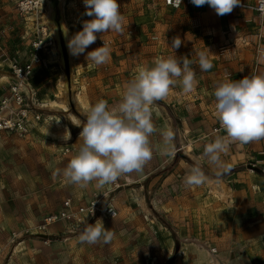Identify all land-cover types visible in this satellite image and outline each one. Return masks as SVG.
<instances>
[{
	"label": "rangeland",
	"instance_id": "1",
	"mask_svg": "<svg viewBox=\"0 0 264 264\" xmlns=\"http://www.w3.org/2000/svg\"><path fill=\"white\" fill-rule=\"evenodd\" d=\"M50 1L47 0L44 6L43 19L56 42L55 54L50 58L55 57L57 64L50 63L48 71L35 80V84L40 83L39 91L45 100L39 110L42 114L41 132L34 137L32 145L16 137L0 135V264H240L239 249L234 241H229L227 230L220 229L218 214L208 213L212 205L209 198L217 196L215 203L220 205L214 207L219 211L226 210L229 205L222 194L217 195V191L228 185L242 187L245 179L242 175L257 173L247 167L239 168L243 173L237 176L230 171L212 182L215 185L213 190L209 184L199 186L201 191L197 196H201L202 206L181 208L184 198L193 200L196 196L195 188H188L183 183L188 169L187 162L181 158L182 151L168 154L165 159L162 156L164 167L155 173L161 177L149 188L145 180L141 188L134 189V172L119 178L116 181L119 187L114 191L112 183V190L104 200L107 198L106 201L112 203L118 212L117 217H97L89 222L94 224L96 220H102L105 228L114 233L110 243H81L79 235L86 224L79 228L53 224L47 229V243L31 233V228L44 217L61 211L63 201L73 199L76 190H85L87 196L98 192L96 181L81 188L67 182L62 175L82 144L79 140L82 128L76 125L85 119L84 114L90 105L100 99L108 101L110 106L117 104L124 84L134 77L140 66H151L157 57L176 55L193 60L195 86L206 73L201 71L197 62L196 49L200 47L192 33L197 31V26H187L186 19L193 20V11L189 7L171 10L159 5L157 0H121L118 4L125 17L123 31L98 34L96 42L84 54L73 56L67 47L68 39L82 30L83 21L92 17L84 14L86 8L82 0H59L54 8L50 7ZM9 3L10 11L1 18L14 20L10 27L14 26L15 35L11 37L7 26L0 23V29L5 31L0 49L7 56L8 52L12 54L23 42L26 43L22 40L21 17L11 0ZM52 13L59 23V33L66 48L67 74L59 35L50 16ZM175 37H179L182 43L173 51L171 44ZM102 41H109L111 59L107 64L95 66L86 60V54L103 46ZM2 52L1 59L4 58ZM26 54L29 56L28 50ZM1 70L4 67L0 65ZM173 89L183 91L179 83ZM79 98H83L82 104ZM157 105L164 106L159 101ZM60 132L69 134L70 146H60L64 136ZM65 147L68 152L63 154ZM122 184L129 186L122 188ZM258 187H250V191L256 193L264 189ZM163 203L169 207L164 209ZM9 215H15L17 221L4 225L1 219ZM240 225L248 226L247 223ZM13 232L15 237L11 235ZM261 233L264 235V231ZM224 235L226 239H223ZM225 243V249L216 247V244ZM220 253L225 255L220 258Z\"/></svg>",
	"mask_w": 264,
	"mask_h": 264
},
{
	"label": "clouds",
	"instance_id": "2",
	"mask_svg": "<svg viewBox=\"0 0 264 264\" xmlns=\"http://www.w3.org/2000/svg\"><path fill=\"white\" fill-rule=\"evenodd\" d=\"M199 7L207 4L216 14H230L240 0H191ZM85 15L92 17L83 21L82 30L68 39L70 55L79 56L101 36L108 32H122L125 17L120 12L117 0H83ZM181 4V0H178ZM67 35V33H65ZM181 39L172 40L173 51L181 46ZM209 50L198 53L201 71L213 68ZM213 55V54H212ZM111 49L106 42L86 54L95 66L107 64ZM194 63L188 57H157L151 66H140L134 77L123 86L120 101L110 106L100 99L86 110L80 124L82 140L77 153L62 171L67 182L81 188L96 181L103 188L119 178L133 172L140 173L153 157L150 137L157 131L152 121V109L158 101L168 97L170 90L180 84L183 93L188 94L196 85ZM215 118L225 135H217L207 142L203 153L194 158L192 166L184 177L186 187L209 184L204 164L214 166L227 174L231 167L222 160L232 144L245 145L264 140V74L246 75L232 80L225 76L215 85ZM165 146H171L175 139L172 131L162 133ZM69 134L63 139L68 140ZM171 155L172 153L166 152ZM114 215V214H113ZM114 233L106 229L102 220L87 223L79 235L81 243H110Z\"/></svg>",
	"mask_w": 264,
	"mask_h": 264
},
{
	"label": "crops",
	"instance_id": "3",
	"mask_svg": "<svg viewBox=\"0 0 264 264\" xmlns=\"http://www.w3.org/2000/svg\"><path fill=\"white\" fill-rule=\"evenodd\" d=\"M256 0H240L241 4L253 5ZM159 5L162 6L160 2ZM164 7V6H162ZM186 8V7H182ZM192 10L193 20H187V26H197V31L192 32L196 36V42L200 48L196 49V54L209 50V58L213 63V68L204 71L201 76L202 80L191 93L185 94L183 91L170 90L168 97L163 102L164 106L155 105L152 109V121L157 131L150 137L151 145L153 148V160L151 159L140 173L134 172V189L141 188L140 185L143 181H148V188L156 183L157 179L161 177L155 174L164 167L162 156L166 157V152L174 154L176 151H182V159L186 163V168L192 166L194 158L203 153L204 146L207 142L213 140L217 135H225L224 131L220 128L218 121L215 118V98L213 95L215 85L227 76L232 80L242 79L246 75L264 74V16H259L256 12L250 9H243L234 7L230 14L219 16L215 10L207 4L203 6L189 7ZM185 10V9H184ZM10 11L9 0H0V23L1 26H7L8 33L11 37L15 35L16 31L12 25L11 18L8 20L1 18L4 13ZM41 20L44 23L43 14ZM19 23V22H18ZM21 25L24 28L22 40H25L20 46L16 48L13 53L7 54L2 52L4 56L1 59L0 75V97L4 89L12 82V78L8 71V65L11 59H16L19 62H24L27 59L26 50L29 51L28 34L31 32V24L25 22L21 18ZM16 23H14L15 25ZM45 24V23H44ZM10 27V28H9ZM9 28V29H8ZM56 33L60 36L59 23L55 24ZM60 32V33H59ZM213 54V55H212ZM50 63L57 64L55 57H48L44 59L42 67L36 69L32 82L37 89L39 100L42 104L43 97L40 94V83L35 84L36 77L48 71L47 67ZM39 79V78H38ZM37 79V80H38ZM81 96V95H79ZM80 103L83 98H79ZM82 99V100H81ZM171 103V106H169ZM82 104V103H81ZM41 123L34 126L29 137L23 139L21 142L26 144H33L34 137L41 132ZM214 128H218V132H213ZM40 131V132H39ZM43 131V130H42ZM172 131L174 134V141L171 146H165L163 142L162 133ZM64 135V132H60ZM4 133H0L3 135ZM8 137H15L7 135ZM62 140L60 146H70L69 140ZM154 137L158 139L155 141ZM73 140V139H72ZM171 154V155H172ZM222 160L230 165L232 174H242L239 168L247 167L249 164L257 167L262 172L253 175H242V187H224L222 191H217V195L222 194L225 198L227 205L226 210H217L214 206L219 208L220 203H215L217 196L209 198L208 213L218 214L219 227L222 230H227V235H230V242H235L239 249L238 263L240 264H264V189L260 192L252 193L250 187L261 186L264 188V140L259 142H252L245 145L232 144L227 154L222 155ZM204 171L209 177L210 181H217L218 178L226 174H222L221 170L214 166L204 164ZM230 171L227 173L229 174ZM235 172V173H234ZM253 175V176H252ZM238 178V177H237ZM128 179L129 178H125ZM209 183L211 189H215L213 183ZM133 183V182H132ZM108 190H104L105 188ZM129 184H122L121 187H127ZM195 198L193 200L183 199L181 208H188L192 206H202V198H198L200 187H194ZM199 188V189H198ZM231 188V189H230ZM259 188V187H258ZM97 191L94 194H89L85 190H76L73 199L74 204L80 205L88 202L94 196H107L112 190V184H108L103 188L96 187ZM121 189V188H120ZM104 190V191H103ZM220 192V193H219ZM107 200V198H106ZM112 205V203H110ZM216 204V205H215ZM113 206V205H112ZM114 207V206H113ZM164 209L169 207V204L163 203ZM202 208V207H201ZM117 211V210H116ZM118 213V212H117ZM17 221L16 216L2 217L1 222L7 225V222L12 223ZM25 221V220H24ZM241 223H247L248 226H241ZM15 234V232H13ZM12 233V234H13ZM11 234V235H12ZM223 239H226L224 235ZM227 237V238H229ZM221 243V242H220ZM225 244H216V247L225 249ZM225 255L220 253V258ZM219 257V256H218Z\"/></svg>",
	"mask_w": 264,
	"mask_h": 264
},
{
	"label": "built area",
	"instance_id": "4",
	"mask_svg": "<svg viewBox=\"0 0 264 264\" xmlns=\"http://www.w3.org/2000/svg\"><path fill=\"white\" fill-rule=\"evenodd\" d=\"M83 1V0H82ZM121 0H117V3ZM148 1V0H135ZM162 6L171 10H178L182 7H193L191 0H157ZM16 13L31 24V32L28 34L29 56L24 62L11 59L8 71L12 82L7 86L0 97V133L15 136L19 139L29 137L34 126L42 121V114L39 111L42 104L39 100L37 89L32 82L36 69L43 66L44 59L55 54V39L46 24L41 20L43 9L47 0H11ZM243 9H250L259 16H264V0H256L253 5L239 4L235 6ZM5 31L0 29V45L4 40ZM109 41H102L101 44ZM214 128L213 132H218ZM68 148L63 149V154ZM119 185L113 183V191ZM114 214V215H113ZM118 213L116 209L104 200V197L94 196L86 203L76 205L70 198L63 201L61 211L50 214L42 221L31 228V233L38 236L47 243V229L56 223H63L72 228H79L97 217L115 219ZM26 231L25 233H27ZM15 237V234H12Z\"/></svg>",
	"mask_w": 264,
	"mask_h": 264
},
{
	"label": "water",
	"instance_id": "5",
	"mask_svg": "<svg viewBox=\"0 0 264 264\" xmlns=\"http://www.w3.org/2000/svg\"><path fill=\"white\" fill-rule=\"evenodd\" d=\"M59 47L61 50V57L63 59V63H64V68H65V73H68V61H67V53H66V48H65V44H64V40L62 38V36H59ZM247 169L254 171L256 173H261L262 171L260 169H258L257 167L249 164L247 166Z\"/></svg>",
	"mask_w": 264,
	"mask_h": 264
},
{
	"label": "bare ground",
	"instance_id": "6",
	"mask_svg": "<svg viewBox=\"0 0 264 264\" xmlns=\"http://www.w3.org/2000/svg\"><path fill=\"white\" fill-rule=\"evenodd\" d=\"M58 1L59 0H51L49 3L51 5L50 7L54 8L58 4ZM50 16L53 18V22L56 24L57 22L54 19V14L52 13L50 14Z\"/></svg>",
	"mask_w": 264,
	"mask_h": 264
}]
</instances>
